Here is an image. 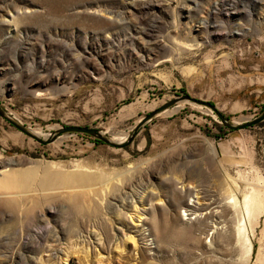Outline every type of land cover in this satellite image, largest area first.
<instances>
[{
	"label": "rangeland",
	"instance_id": "obj_1",
	"mask_svg": "<svg viewBox=\"0 0 264 264\" xmlns=\"http://www.w3.org/2000/svg\"><path fill=\"white\" fill-rule=\"evenodd\" d=\"M183 93L262 110L264 0H0V105L36 134L121 142ZM213 122L179 102L115 148L0 117V264H264V119Z\"/></svg>",
	"mask_w": 264,
	"mask_h": 264
},
{
	"label": "water",
	"instance_id": "obj_2",
	"mask_svg": "<svg viewBox=\"0 0 264 264\" xmlns=\"http://www.w3.org/2000/svg\"><path fill=\"white\" fill-rule=\"evenodd\" d=\"M179 102H188L194 105L205 107L208 111L213 113L215 118H217V122L220 123V125L223 128H226L229 131L251 127L261 122L264 119V107H263L262 110L259 113H257L253 118L241 119L238 121L230 120L226 115L219 112L216 109V107L209 101L192 97L186 93L176 95L164 101L162 104H160L156 108L151 109L146 114L141 116L135 122V124H133L132 127L129 128L128 134L126 135L125 139L121 142L113 141L111 137L105 136L103 132H101L100 130L96 128L82 126V125H61V126H58L57 128H53L47 134L36 135L33 132H31L30 128L18 122L13 117L9 116V114L3 109L1 105H0V117L4 119L8 124L13 126L15 129L23 133L25 136L33 139L34 141H36L37 143L41 145L48 144L63 134L78 133V134L87 135L101 143L109 144L112 147L121 148V147H125L129 145L132 142L136 134L140 131V129L145 125L147 121H149L151 118H153L157 114L164 112L167 108L172 107V106H177Z\"/></svg>",
	"mask_w": 264,
	"mask_h": 264
},
{
	"label": "bare ground",
	"instance_id": "obj_3",
	"mask_svg": "<svg viewBox=\"0 0 264 264\" xmlns=\"http://www.w3.org/2000/svg\"><path fill=\"white\" fill-rule=\"evenodd\" d=\"M186 44V43H185ZM186 46V45H185ZM191 47V46H190ZM31 132H33L32 130H31ZM34 134H36L35 132H33ZM36 135H38V134H36ZM61 136H59V137H57L55 140H54V142L58 139V138H60ZM111 139H113V138H111ZM125 139V138H124ZM114 141V140H113ZM182 189H184L185 190V187L184 186H182ZM139 200H140V202H142V200H141V197L139 198ZM197 201H198V199H196ZM234 202L236 203V201H235V199H234ZM244 206H245V211H246V213H248V221H249V224L250 225H253L252 224V220H251V217H250V206H251V202H252V200L249 198V197H245L244 198ZM199 204V203H198ZM134 207V206H133ZM126 209H130V206H128L127 205V207H126ZM144 209V208H143ZM188 209L190 210V211H192V210H194V206H192V204H190L189 206H188ZM125 212V211H124ZM146 214V213H145ZM131 215H133V214H130V212H129V214L128 215H126V213H124V216L126 217V218H128V220H131V221H134V219L132 218V216ZM142 216V212L141 211H139L136 215L134 214V216H136V219L138 220L137 222H142L143 223V221H141V216ZM139 225H141L140 223H139ZM256 225V224H255ZM244 232H245V226H244V224L243 225H241L240 226V228H239V233H241L242 234V236H244Z\"/></svg>",
	"mask_w": 264,
	"mask_h": 264
},
{
	"label": "trees",
	"instance_id": "obj_4",
	"mask_svg": "<svg viewBox=\"0 0 264 264\" xmlns=\"http://www.w3.org/2000/svg\"><path fill=\"white\" fill-rule=\"evenodd\" d=\"M213 124L217 127V129L219 130V131H221V129H223V127L222 126H217L214 122H213ZM95 142H99V141H97V140H94Z\"/></svg>",
	"mask_w": 264,
	"mask_h": 264
}]
</instances>
